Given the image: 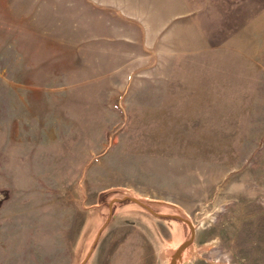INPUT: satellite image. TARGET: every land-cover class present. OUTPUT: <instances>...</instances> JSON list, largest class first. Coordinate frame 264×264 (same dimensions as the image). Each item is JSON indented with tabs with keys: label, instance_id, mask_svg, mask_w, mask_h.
<instances>
[{
	"label": "rangeland",
	"instance_id": "rangeland-1",
	"mask_svg": "<svg viewBox=\"0 0 264 264\" xmlns=\"http://www.w3.org/2000/svg\"><path fill=\"white\" fill-rule=\"evenodd\" d=\"M119 247L264 264V0H0V264Z\"/></svg>",
	"mask_w": 264,
	"mask_h": 264
},
{
	"label": "crops",
	"instance_id": "crops-1",
	"mask_svg": "<svg viewBox=\"0 0 264 264\" xmlns=\"http://www.w3.org/2000/svg\"><path fill=\"white\" fill-rule=\"evenodd\" d=\"M140 252L142 254V257H145L144 250H140ZM110 255L112 257H109V259L102 258V259L92 260L90 261V264H152L148 259L146 260L145 258L136 260L134 258V256L136 255L135 251L127 250V249L125 250L124 248H121V247L111 252ZM146 257H148V254L146 255ZM181 258L180 259L178 258L175 264H189L190 263V260L188 261V260L181 259ZM160 264H165V263L160 262Z\"/></svg>",
	"mask_w": 264,
	"mask_h": 264
},
{
	"label": "water",
	"instance_id": "water-1",
	"mask_svg": "<svg viewBox=\"0 0 264 264\" xmlns=\"http://www.w3.org/2000/svg\"><path fill=\"white\" fill-rule=\"evenodd\" d=\"M171 264H174V261H172V263Z\"/></svg>",
	"mask_w": 264,
	"mask_h": 264
}]
</instances>
